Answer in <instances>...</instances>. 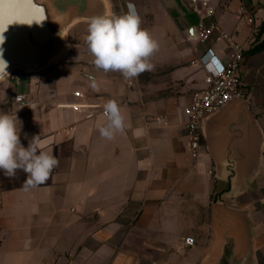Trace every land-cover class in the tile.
I'll use <instances>...</instances> for the list:
<instances>
[{
	"label": "crops",
	"instance_id": "crops-1",
	"mask_svg": "<svg viewBox=\"0 0 264 264\" xmlns=\"http://www.w3.org/2000/svg\"><path fill=\"white\" fill-rule=\"evenodd\" d=\"M102 2L104 16L135 5L141 28L159 44L149 58L154 68L131 80L97 70L84 42L90 19H80L36 76L0 86V106L13 94L24 97L0 109L22 122L24 146L40 135L59 161L43 184L27 188L23 174L0 193V264H230L233 243L221 260L206 255L213 205L246 214V264H264V51L251 53L264 44V0H208L215 14L204 23L215 31L206 44L197 40L202 19L190 1ZM220 34L243 48V98L205 121L203 154L194 160L184 110L206 89L197 60L209 49L222 63L232 56L215 42ZM109 100L126 124L111 141L99 133ZM75 105L85 107L77 112Z\"/></svg>",
	"mask_w": 264,
	"mask_h": 264
},
{
	"label": "clouds",
	"instance_id": "clouds-1",
	"mask_svg": "<svg viewBox=\"0 0 264 264\" xmlns=\"http://www.w3.org/2000/svg\"><path fill=\"white\" fill-rule=\"evenodd\" d=\"M84 42L97 70L119 72L125 80L152 71L154 65L149 58L159 48L151 33L141 28L140 15L132 3L122 15L92 17ZM88 80L92 90L99 91L96 78L89 76ZM103 107L108 123L99 127V133L111 141L125 131V117L114 100H109ZM21 128L22 122L16 114L0 113V172L11 178L17 170H22L28 177L25 187H36L48 180L59 161L43 148L40 135L33 136L24 146Z\"/></svg>",
	"mask_w": 264,
	"mask_h": 264
},
{
	"label": "water",
	"instance_id": "water-1",
	"mask_svg": "<svg viewBox=\"0 0 264 264\" xmlns=\"http://www.w3.org/2000/svg\"><path fill=\"white\" fill-rule=\"evenodd\" d=\"M102 15V0H0V81L13 69L40 70L59 53L75 21ZM212 218L214 236L206 255L221 260L233 243L229 263L246 264L251 242L246 214L213 205Z\"/></svg>",
	"mask_w": 264,
	"mask_h": 264
},
{
	"label": "built area",
	"instance_id": "built-area-1",
	"mask_svg": "<svg viewBox=\"0 0 264 264\" xmlns=\"http://www.w3.org/2000/svg\"><path fill=\"white\" fill-rule=\"evenodd\" d=\"M184 1H190L196 13L202 19L197 30V40L202 44L208 43L214 34L215 27L206 26L204 20L214 16V9L211 8L208 0ZM241 14L243 16L246 15L245 9L241 10ZM248 22L252 24V19L248 18ZM215 42L217 44H226L232 56L227 63H222L216 52L213 49H209L204 56L197 60V63L207 72L205 79L206 89L195 94L191 105L184 110L187 118L185 131L188 140V152L194 160L200 159L203 154V128L205 121L234 100L243 98L240 76L241 66L244 61L243 48L235 42L234 38L226 34H220L215 39ZM74 97L77 100L84 99V95L81 92H76ZM18 102H23V98L19 97ZM84 107L75 105L71 108L79 112ZM185 243L188 246H193L195 241L192 238H188Z\"/></svg>",
	"mask_w": 264,
	"mask_h": 264
},
{
	"label": "rangeland",
	"instance_id": "rangeland-1",
	"mask_svg": "<svg viewBox=\"0 0 264 264\" xmlns=\"http://www.w3.org/2000/svg\"><path fill=\"white\" fill-rule=\"evenodd\" d=\"M27 74L28 73L23 71V70L13 69L12 72L10 73V75L4 79L3 83L0 86H3V84L4 85L7 84L11 79H14V78H20L21 80L30 81V79H28L26 77ZM30 74H32V76L37 75L36 73H30ZM19 97L16 96L15 94H13L12 96L9 97V102H7L6 105L4 104V105L0 106V109H4L6 107H9L12 103L17 104ZM22 98H23V101H25L24 97H22ZM6 113L10 114V111L7 110ZM23 174L25 176L26 173H24L21 170H17L16 175L14 177L9 178V177L5 176L2 172H0V193L10 189L15 184H17V180L19 181V179H17V178H19Z\"/></svg>",
	"mask_w": 264,
	"mask_h": 264
},
{
	"label": "trees",
	"instance_id": "trees-1",
	"mask_svg": "<svg viewBox=\"0 0 264 264\" xmlns=\"http://www.w3.org/2000/svg\"><path fill=\"white\" fill-rule=\"evenodd\" d=\"M263 30H264V26H263ZM264 51V44H259L257 46H255L252 50H251V53L252 54H256V53H259V52H262Z\"/></svg>",
	"mask_w": 264,
	"mask_h": 264
},
{
	"label": "snow or ice",
	"instance_id": "snow-or-ice-1",
	"mask_svg": "<svg viewBox=\"0 0 264 264\" xmlns=\"http://www.w3.org/2000/svg\"><path fill=\"white\" fill-rule=\"evenodd\" d=\"M38 11V10H37Z\"/></svg>",
	"mask_w": 264,
	"mask_h": 264
}]
</instances>
